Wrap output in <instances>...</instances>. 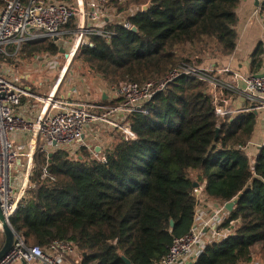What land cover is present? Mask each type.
Returning <instances> with one entry per match:
<instances>
[{
    "label": "trees",
    "instance_id": "16d2710c",
    "mask_svg": "<svg viewBox=\"0 0 264 264\" xmlns=\"http://www.w3.org/2000/svg\"><path fill=\"white\" fill-rule=\"evenodd\" d=\"M105 1L119 13L134 7L125 20L138 31L109 18L103 29L110 38L90 36L93 47L78 51L76 59L107 86L125 81L141 85L165 78L182 64L201 65L208 40L215 44L213 57H228L236 49L239 0ZM148 2L150 8L141 12ZM4 4L0 0V7ZM259 7L264 26V2ZM74 23L71 19L66 29ZM59 54L52 39L42 38L1 57L11 63L17 57ZM262 56L258 45L250 61L253 72L261 69ZM144 108L146 113L127 116L134 137L116 134L117 142L101 151L104 161L84 146L74 156L62 148L39 154L8 220L16 235L27 247L42 249L69 242L78 264H125L121 256L130 264H157L175 240L190 233L200 197L218 206L238 197L218 227L228 231L226 237L206 244L196 264H249L257 257L264 263V144L252 164L245 152L257 114L219 123L206 85L196 78L175 80ZM194 182L202 185L199 196Z\"/></svg>",
    "mask_w": 264,
    "mask_h": 264
},
{
    "label": "built area",
    "instance_id": "2783aa9c",
    "mask_svg": "<svg viewBox=\"0 0 264 264\" xmlns=\"http://www.w3.org/2000/svg\"><path fill=\"white\" fill-rule=\"evenodd\" d=\"M91 5L89 9L87 0H75L74 4L5 0L4 6L0 7V57L15 55L25 42L42 38L53 41L56 37L53 42L65 51L62 55L70 61L82 47H93L90 36L110 38L111 33L103 29L109 18L125 29L132 28L125 17L135 12L134 7H128L125 11L129 10V13L123 15L109 10L105 0H91ZM259 10L258 6L254 15H258ZM71 19L75 20L74 28L66 29ZM179 78H196L206 85L219 123L234 115L264 111V71L244 75L229 66L205 67L192 63L178 66L161 80L141 85L125 81L118 87L109 86L112 94L118 97V103L106 108L72 98L70 90L58 94V80L52 94L39 99L43 105L32 121L24 117V105L20 103L21 98H35L37 94L31 93L29 88L13 85L0 75V207L5 220H9L18 208L39 154L51 149L80 146L85 131L94 125L106 124L115 134L132 139L134 134L126 122L127 116L133 112L146 113L144 105ZM69 102L71 105L67 109ZM87 148L93 158L105 160L94 147ZM43 172L45 175V168ZM194 190L199 196L202 187L198 185ZM224 205H202L198 200L190 233L175 240L167 255L157 264H196L206 244L227 235L228 231L218 230L227 218ZM76 256L69 242H52L42 249L27 247L17 236L13 248L0 260V264H78ZM249 264L264 263L255 260Z\"/></svg>",
    "mask_w": 264,
    "mask_h": 264
},
{
    "label": "rangeland",
    "instance_id": "374dc122",
    "mask_svg": "<svg viewBox=\"0 0 264 264\" xmlns=\"http://www.w3.org/2000/svg\"><path fill=\"white\" fill-rule=\"evenodd\" d=\"M87 7L90 9L92 8L91 0H87ZM123 15L129 13V10L121 12ZM260 17V15H255ZM262 39L257 40L255 43V50L257 49L259 43L263 44L264 46V33H262ZM249 44H246V47ZM206 53L205 56L212 57L210 54L212 53V49L215 48V44L208 40L205 42ZM199 48H196V51ZM254 50V51H255ZM194 51L187 50V53H193ZM77 54L70 59V61L66 60L65 56L59 54L58 56H40L34 59L28 58H15L14 62L11 63H3L2 57L0 62V75L5 80L9 81L13 85L19 88H29L30 92L33 94H37L34 98H27L26 105L24 107H29L26 109L28 114H34L39 112L42 108V101H40L43 97H47L48 95L52 94L54 91V85L60 80V85L58 88V94H61L64 90L65 91H72V95H75L78 99V94L86 101H97L98 103L102 104L101 101V91L105 90L107 84L97 75L88 72L84 66L76 59ZM263 59V56H262ZM72 88V89H71ZM57 94V95H58ZM40 99V100H39ZM39 100V101H38ZM95 130V133L93 132ZM101 132H100V131ZM104 130V129H103ZM91 132V134H99L93 136H87L85 139V143L81 142L82 144L76 148L64 147V150L69 153L70 156L76 155L77 150L84 146L94 147L96 151L99 144L97 140L102 139V130L99 126L94 125L90 129L85 131ZM114 133V132H113ZM118 134V133H117ZM117 135L109 134L105 137L107 146H105L102 150L106 149L107 147H111L115 142H117ZM20 141V140H18ZM264 143V111L258 112L256 116V126L251 137V140L247 147L245 148V152L248 156L249 162L252 164L254 161L255 156L258 153V150ZM88 149V148H87ZM75 152V153H73ZM253 156H251L252 154ZM21 169V170H20ZM22 173V167L19 168V176ZM3 240L0 233V246H2ZM79 260V257L76 256V261ZM260 259L257 257L256 261ZM261 261V260H260Z\"/></svg>",
    "mask_w": 264,
    "mask_h": 264
},
{
    "label": "crops",
    "instance_id": "0c3cea01",
    "mask_svg": "<svg viewBox=\"0 0 264 264\" xmlns=\"http://www.w3.org/2000/svg\"><path fill=\"white\" fill-rule=\"evenodd\" d=\"M260 3H261V0H239V6L236 11L237 17H238V24L236 26V30L238 34V41H237V46H236L234 53L228 57H213V55L211 58L205 57V59L203 60L201 64L202 66L218 67V68H221L223 66H229L233 71L244 74V75H248V74L255 75V74H259L264 71V46L263 44H261V42L259 44L261 45L263 49V65L258 72H253L250 66L251 57L256 48L255 43L257 42V40L262 39V36H263L262 33H264V26L262 24L261 17L254 15L255 9L260 5ZM246 44H249L248 45L249 47H246ZM75 97H76L75 95L72 96V98H75ZM78 97L80 101H86V99L84 100L80 96V94H78ZM100 97H101L100 102H102V104L98 103L97 101L87 100L86 102H90L91 104H94V105L100 104L99 106L106 108L110 106L113 100L115 101L118 100V97L114 96L112 92L110 91L109 86H106L105 90L101 91ZM26 103L24 104V106L26 105ZM23 108L25 111L23 114L24 117L27 120L33 121L38 112L34 114H28V111L26 109H28L29 107L26 106ZM99 127L101 128L103 134H101L102 139L97 140V143L99 144L98 146L95 147L97 148L96 150L97 152H101V150L105 146H107V144H103V143H106L105 137L108 136L109 134H114L111 128H108L106 124H104L103 126H99ZM93 132L95 133V130H93ZM89 135L94 137L95 135H99V134L98 133L91 134L90 131L86 132V134L83 137L84 143H85V139ZM251 156H253V154ZM194 179H196V176H194ZM200 187H202V185H200ZM198 200L200 203H202V205L203 203L209 204V205L212 204V203L205 201L202 197H200V199ZM1 236L3 240L2 233H1ZM17 264H23V263H17Z\"/></svg>",
    "mask_w": 264,
    "mask_h": 264
},
{
    "label": "water",
    "instance_id": "95a60500",
    "mask_svg": "<svg viewBox=\"0 0 264 264\" xmlns=\"http://www.w3.org/2000/svg\"><path fill=\"white\" fill-rule=\"evenodd\" d=\"M51 3V1H50ZM150 8V2H148L146 5L141 7V12H146L148 9ZM131 32L133 33H138L137 28L136 27H132L130 29ZM56 40V37H53V41ZM64 50L63 49H59V53L60 54H64ZM71 102H69L66 107L67 109L70 108ZM219 128L216 129V137L218 134ZM54 145V144H53ZM198 184L196 182L193 183V187L197 188ZM238 197L235 198L232 201H229L227 203H225L224 208L227 212H231L235 206V204L237 203ZM0 225H1V232L3 234V243L2 246L0 247V260L13 248L15 242H16V233L13 231V229L11 228V226L9 225L8 220H5L3 213H2V209L0 207ZM174 225V223L171 221L170 222V227L172 228ZM122 261L125 264H130L129 260L126 259L124 256H121ZM188 264H195V263H188Z\"/></svg>",
    "mask_w": 264,
    "mask_h": 264
}]
</instances>
